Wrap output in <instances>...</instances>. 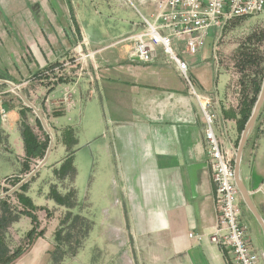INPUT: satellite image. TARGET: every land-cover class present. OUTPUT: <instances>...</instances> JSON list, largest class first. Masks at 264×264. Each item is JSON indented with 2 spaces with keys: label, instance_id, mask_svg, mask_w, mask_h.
Listing matches in <instances>:
<instances>
[{
  "label": "crops",
  "instance_id": "crops-1",
  "mask_svg": "<svg viewBox=\"0 0 264 264\" xmlns=\"http://www.w3.org/2000/svg\"><path fill=\"white\" fill-rule=\"evenodd\" d=\"M137 3L145 14L154 11L151 0ZM139 20L124 0H0V107H6L7 82L25 81L72 54L76 64L64 69L66 76L31 81V95L40 100L37 105L47 117L52 110L76 115L84 96L101 103L105 163L123 187L111 218L116 241L126 239L141 250L142 264H231V253L209 240L217 225V194L200 102H210L216 110V133L231 151L235 167L242 135L240 99H233L230 76L218 66L215 40L211 46L206 39L195 55H181L195 93L173 64L132 59L133 43L123 39L139 31L134 28ZM183 47L178 43L180 52ZM84 54L91 56L87 60ZM62 86V98L50 103L48 95ZM67 94L69 99L59 105ZM7 112V122L0 118V149L10 151L5 129H20V114L8 106ZM67 127L72 126L55 128L58 138ZM239 173L264 226L263 110L244 146ZM238 203L250 248L264 264V228L240 190ZM43 242L40 237L34 243Z\"/></svg>",
  "mask_w": 264,
  "mask_h": 264
},
{
  "label": "rangeland",
  "instance_id": "rangeland-1",
  "mask_svg": "<svg viewBox=\"0 0 264 264\" xmlns=\"http://www.w3.org/2000/svg\"><path fill=\"white\" fill-rule=\"evenodd\" d=\"M132 10L134 18L140 19L138 12L133 8ZM39 21H42V19ZM206 39L208 44L212 46L213 40H215L213 29L209 30ZM205 43L206 41L204 45ZM73 60L74 57L70 54L64 62L68 64ZM216 61L219 68L230 76V84L234 87L232 91L233 99L241 100L244 94L250 101L255 93L254 84L259 83L262 88L264 82V13L242 17L224 26V29L216 37ZM67 67H71V64ZM51 69L45 68L39 71L38 74L27 77L25 81L16 79L14 82L18 83H13L14 86L10 85L6 88L7 92L4 95L6 96L4 99L6 107L1 105L6 111L8 106L17 108L18 112L22 107H26L28 109V124L38 138L43 139L48 145L50 144V137L47 130L54 131V139L46 163L26 182L21 183L27 175L37 169L44 157L29 160L32 168L29 167V172L24 174V170H27L30 165L28 163L26 167L27 163L24 162L22 157L23 139L20 129H10L8 127L5 129L6 145L10 147V151H7L5 147V149L3 147L0 149V196L5 195L2 196L0 201L6 203L10 218L19 216L20 219L17 222L10 223L5 228L0 227V237L11 252L19 246H23L25 251L12 264H142L140 262L142 251L133 249V244L127 245L126 239L121 238V232H118L121 239L116 241L117 229L114 231L113 228L112 231L111 228L112 213L120 205L117 202V197L121 198L123 187L120 184L118 175H112V169L105 163L104 146L107 138L103 136L106 125L103 107L96 99L89 100L84 96L81 105L75 112L76 115L71 117L68 114L56 115L60 112L55 113L52 110L49 117H47L44 107H38L37 105L40 100L33 99L31 95V90L34 87V85L31 86V81L38 78L47 80L51 79L52 76L54 78L57 74L54 71L51 72ZM63 72L66 73L65 70ZM63 92V86L57 88L48 95L49 102L60 100ZM46 94L44 92L41 96L44 97ZM21 96L26 98L34 108L28 106ZM74 97L79 98V94H74ZM62 103H64V99L60 104L58 102L59 105H62ZM262 110L264 111V104L260 114ZM215 111L213 110L216 114ZM21 120L20 116V122ZM65 126H72L75 129L74 134L78 143L74 156L76 176L73 183L69 180L57 179L53 174L52 167L60 166L61 163L59 164V162L67 156V148L59 141L61 136L58 138L55 129L56 127ZM3 143H5L4 139ZM227 149L229 150L228 147ZM230 154L233 158L231 151ZM53 187H56L62 194L70 193L71 195V192H74L78 206L73 209V214L86 218L92 225L88 238L82 242L75 255L63 256L59 262H56L57 260L52 257L51 252L54 249V233L67 213V208L50 199V192ZM22 195L29 197L34 205L35 210L32 212H35L38 221L36 233L44 232L41 238L46 241L43 242L44 245L42 246H39L38 243L30 244L26 239L34 224H32L31 217L24 214L25 210H30L21 203L20 198ZM4 210L3 207H0V216ZM124 236H126L125 233ZM224 252H228V250L224 249ZM233 262L232 258L231 264Z\"/></svg>",
  "mask_w": 264,
  "mask_h": 264
},
{
  "label": "built area",
  "instance_id": "built-area-1",
  "mask_svg": "<svg viewBox=\"0 0 264 264\" xmlns=\"http://www.w3.org/2000/svg\"><path fill=\"white\" fill-rule=\"evenodd\" d=\"M124 1L140 17L134 26L140 27L139 31L123 39L133 43L131 58L144 64L155 63L160 59L166 64H173L193 93L195 90L189 65L181 55L197 54L210 29L215 31L216 42L218 34L230 22L264 13V0H151L155 8L150 14L141 11L137 0ZM178 43L184 45L181 52ZM90 56L87 54L83 58ZM69 64L71 62H62L53 67L51 72L64 78L66 75L63 71ZM68 99L67 94L64 100ZM200 105L205 120L208 163L217 194V225L209 240L221 249H227L232 255L233 264H259L260 257L250 248L247 229L241 223L234 159L216 133L217 115L213 112L212 104L200 102ZM0 118L2 122L8 120V112L3 107H0ZM47 131L51 143L54 135L49 129Z\"/></svg>",
  "mask_w": 264,
  "mask_h": 264
},
{
  "label": "trees",
  "instance_id": "trees-1",
  "mask_svg": "<svg viewBox=\"0 0 264 264\" xmlns=\"http://www.w3.org/2000/svg\"><path fill=\"white\" fill-rule=\"evenodd\" d=\"M59 64L60 63H55L53 65H50L48 69L53 68ZM260 89L261 85L259 83H255V93L250 99V101L247 99V96H244V94L241 97L238 107V114L240 116L238 119V128L240 132L244 130L245 124L252 113ZM27 110L28 109L26 107H22L19 111V114L22 118L20 122V132L24 142V149L26 155V157L24 158V162L27 163L26 167L28 166L29 160H32L34 158L42 159L45 156L49 146L47 142L43 141V139L40 140L38 138V136L34 133L32 128L28 124ZM60 138L61 143L67 148V156L62 160L59 168L53 170V174L59 180H69L71 183H73L76 176V168L74 166V154L76 152L75 147L78 144L74 134V129L72 127H67L63 129L61 131ZM27 170H29V166ZM25 188H27V186ZM50 199L54 200L60 206L67 208V213L61 220L59 228L54 233V249L51 252L52 257L57 260L56 262H59L61 261L60 259L63 256H69L70 254L75 255L76 250L80 248L82 242L88 238L92 225L86 218H83L80 215L73 214V209L78 206L74 192H71V195L70 193L62 194L58 191L56 187H53L50 192ZM20 201L22 204H24L25 207L30 210H25L24 214L31 217L32 224H34V227L28 233L26 239L29 241L30 244H33L36 238L43 236L44 232L41 231V233L39 234L36 233L38 221L36 220L37 218L35 217V212H32L35 210L32 200L29 197L22 195ZM0 207H3V209H5L2 215L0 216L1 228H5L10 223L17 222L20 219L19 216L10 218L6 203L0 201ZM24 253L25 251L23 250V246H19L15 251L11 252L9 247L4 242H2V238L0 237V264H12Z\"/></svg>",
  "mask_w": 264,
  "mask_h": 264
},
{
  "label": "water",
  "instance_id": "water-1",
  "mask_svg": "<svg viewBox=\"0 0 264 264\" xmlns=\"http://www.w3.org/2000/svg\"><path fill=\"white\" fill-rule=\"evenodd\" d=\"M7 84L13 85V84H11L9 82H7ZM22 99H23V101L26 104H28V106L34 108L32 105L29 104V102H28V100L26 98L22 97ZM263 104H264V82H263L259 97H258V99H257V101L255 103L254 108H253L252 114H251L250 118L248 119V121H247V123L245 125V128H244V130L242 132V136H241V139H240V143H239L238 151H237V156H236V163H235V176H236L237 186H238L239 190L245 196V199H246L250 209L256 215L257 219L260 221L262 226H263V223H262L259 215L254 210L253 206L250 204V200H249V198L246 195L245 189H244V187H243V185L241 183V180H240L239 171H240V161H241V157H242L244 146H245V144H246V142H247V140L249 138V135L251 134V132L254 129V126H255V124L257 122V119H258V117L260 115V112H261ZM41 119L43 121L42 117H41ZM51 147H52V142L49 144V147H48V150L46 152V155L44 156V158H43L42 162L40 163V165L37 166V169L33 170L21 183L26 182L28 180V178H30L32 175H34L35 172L38 171L40 169V167L46 163V161H47V159H48V157L50 155ZM2 196H5V195H2ZM2 196H0V199L2 198ZM263 228H264V226H263Z\"/></svg>",
  "mask_w": 264,
  "mask_h": 264
}]
</instances>
